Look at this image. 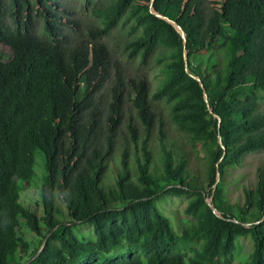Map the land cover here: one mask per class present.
I'll list each match as a JSON object with an SVG mask.
<instances>
[{
    "label": "trees",
    "instance_id": "obj_1",
    "mask_svg": "<svg viewBox=\"0 0 264 264\" xmlns=\"http://www.w3.org/2000/svg\"><path fill=\"white\" fill-rule=\"evenodd\" d=\"M0 43V264H264V167L240 204L226 197L229 169L264 150V0H0ZM155 103L200 174L166 143ZM35 152L39 200L24 206L14 184ZM164 196L186 199L179 234ZM238 236L243 262L228 258Z\"/></svg>",
    "mask_w": 264,
    "mask_h": 264
},
{
    "label": "rangeland",
    "instance_id": "obj_2",
    "mask_svg": "<svg viewBox=\"0 0 264 264\" xmlns=\"http://www.w3.org/2000/svg\"><path fill=\"white\" fill-rule=\"evenodd\" d=\"M10 57V50L7 46L0 43V58L6 60ZM157 68H146V75L150 84V87L153 88L156 82L155 74L157 73ZM156 104V103H155ZM154 104V105H155ZM156 114L162 120L164 139L167 144L172 145L173 142L178 148L190 150L189 145L185 143L182 136H179V133L174 129L168 119V114L166 108H163L161 105H155ZM261 109H264V102L261 104ZM156 124L152 134V140L150 147L153 151L155 144V139L157 137V128ZM198 148V147H196ZM198 155H200L198 153ZM187 157V167L189 171L201 173L203 168L202 162L199 158L196 157L194 150L186 152ZM113 161V162H112ZM118 162V157L116 153L112 155V160L108 164L103 177L104 184H107L108 181L113 180L112 168L114 164ZM112 167V168H111ZM258 167H264V150L254 151L247 154L242 163L234 168L229 169L227 175V201L229 203H238L242 202V189L245 186L252 185L255 181L256 169ZM32 177H30V172H26L19 180L14 184L16 191H18V201L24 206L30 205L35 200H39L38 197V187L42 181L44 175L43 169V160L41 155L38 152L34 153V161L31 167ZM199 173V174H200ZM134 180L133 175H131ZM29 179V180H28ZM201 179V177H200ZM28 180V181H27ZM205 183V181H204ZM107 187V186H106ZM208 199V198H207ZM186 199L183 196L173 197V196H164L162 199L156 201V206L159 211L169 220L174 233H180L183 226L186 224L187 216L183 214L182 208L185 204ZM61 209L62 214L64 215L65 209L64 206L60 203H56ZM39 207V206H38ZM19 227L17 228V234L25 239L31 240L35 236L27 229L24 221L19 218ZM75 233L84 237L87 240L91 239L92 233L91 228L86 225H79L75 228ZM38 238H36L31 246H36ZM235 248L229 254L228 258L234 262H243L246 259L247 252L250 249V240L247 236H238L235 239ZM193 245V244H191ZM119 251V250H118Z\"/></svg>",
    "mask_w": 264,
    "mask_h": 264
},
{
    "label": "water",
    "instance_id": "obj_3",
    "mask_svg": "<svg viewBox=\"0 0 264 264\" xmlns=\"http://www.w3.org/2000/svg\"><path fill=\"white\" fill-rule=\"evenodd\" d=\"M152 1V0H151ZM149 6H151V3L149 4ZM155 16H157V17H159V18H163V19H165L166 21H168L169 23H171L175 28H176V30L179 32V34H180V36L183 38V31H182V29L178 26V25H176L175 24V22L174 21H171V20H169L168 18H166V17H163V16H161V15H159V14H157V13H155L154 14ZM183 60H184V64H185V60H186V57L185 56H183ZM195 79H196V81H198L199 82V79H198V77H194ZM199 85H201V83L199 82ZM203 97H204V99H205V95H203ZM205 102H206V99H205ZM217 140H218V143L220 144V139H219V137H217ZM218 173L216 172V175H215V182L218 180ZM213 187H214V184H213ZM204 201H205V203L207 204V206L209 207V209L212 211V212H214L215 213V209H214V207H213V205L211 204V202H210V198H205L204 199ZM262 218H260L259 219V221L261 220ZM258 222V221H257ZM244 226H247V225H249V223L248 222H245V223H242ZM45 242V239L43 240V242H42V244H41V246L39 247V249L37 250V252L29 259V260H31V259H33L36 255H37V253L40 251V249L42 248V246H43V243ZM27 263V261L26 262H24L23 264H26Z\"/></svg>",
    "mask_w": 264,
    "mask_h": 264
}]
</instances>
